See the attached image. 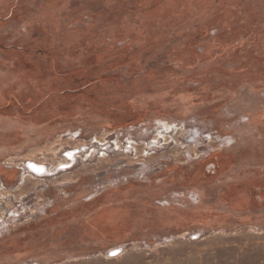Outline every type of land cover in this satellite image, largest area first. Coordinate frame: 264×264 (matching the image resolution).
<instances>
[{"label":"rangeland","instance_id":"374dc122","mask_svg":"<svg viewBox=\"0 0 264 264\" xmlns=\"http://www.w3.org/2000/svg\"><path fill=\"white\" fill-rule=\"evenodd\" d=\"M0 264H264V0H0Z\"/></svg>","mask_w":264,"mask_h":264},{"label":"bare ground","instance_id":"6f19581e","mask_svg":"<svg viewBox=\"0 0 264 264\" xmlns=\"http://www.w3.org/2000/svg\"><path fill=\"white\" fill-rule=\"evenodd\" d=\"M72 154V153H71ZM68 157V156H67ZM65 157V158H67ZM73 157V156H72ZM71 160V159H70ZM67 164V163H66ZM67 166V165H66ZM32 169L34 170V172H37L38 174H42L44 173L47 169L39 164H33Z\"/></svg>","mask_w":264,"mask_h":264},{"label":"built area","instance_id":"2783aa9c","mask_svg":"<svg viewBox=\"0 0 264 264\" xmlns=\"http://www.w3.org/2000/svg\"><path fill=\"white\" fill-rule=\"evenodd\" d=\"M121 253H122V250H119V249L112 250L110 252V257L111 258H117V257H119L121 255Z\"/></svg>","mask_w":264,"mask_h":264},{"label":"crops","instance_id":"0c3cea01","mask_svg":"<svg viewBox=\"0 0 264 264\" xmlns=\"http://www.w3.org/2000/svg\"><path fill=\"white\" fill-rule=\"evenodd\" d=\"M13 14H14V13H13ZM13 14H12V16H13ZM12 16L9 18L10 20H11V19H13V17H12Z\"/></svg>","mask_w":264,"mask_h":264},{"label":"flooded vegetation","instance_id":"af4514ba","mask_svg":"<svg viewBox=\"0 0 264 264\" xmlns=\"http://www.w3.org/2000/svg\"><path fill=\"white\" fill-rule=\"evenodd\" d=\"M69 163L65 164V165H68Z\"/></svg>","mask_w":264,"mask_h":264}]
</instances>
